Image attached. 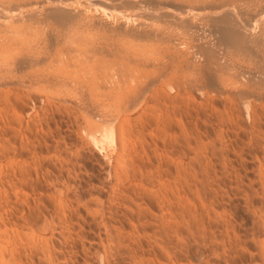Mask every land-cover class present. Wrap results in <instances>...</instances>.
Listing matches in <instances>:
<instances>
[{
  "label": "rangeland",
  "instance_id": "1",
  "mask_svg": "<svg viewBox=\"0 0 264 264\" xmlns=\"http://www.w3.org/2000/svg\"><path fill=\"white\" fill-rule=\"evenodd\" d=\"M0 36V264H264V0H0Z\"/></svg>",
  "mask_w": 264,
  "mask_h": 264
},
{
  "label": "bare ground",
  "instance_id": "2",
  "mask_svg": "<svg viewBox=\"0 0 264 264\" xmlns=\"http://www.w3.org/2000/svg\"><path fill=\"white\" fill-rule=\"evenodd\" d=\"M102 23H103V22H102ZM128 23H129V22H128ZM130 23H131V22H130ZM133 23H134V22H133ZM135 23H136V22H135ZM141 23H142V22H141ZM100 24H101V23H100ZM112 24H113V23H112ZM116 24H118V23H116ZM131 24H132V23H131ZM102 25H103V24H102ZM104 25H105V24H104ZM128 25H129V24H128ZM138 25H139V24H138ZM148 25H149V24H148ZM112 26H113V25H112ZM141 26H142V24H141ZM143 26H145L144 23H143ZM143 26H142V27H143ZM128 27H130V26H128ZM135 27H136V26H135ZM142 27H140V29H143ZM154 27H155V26H154ZM156 27H157V26H156ZM158 27H159V26H158ZM115 28H116V27H115ZM148 28H149V27H148ZM162 29H165V28H162ZM166 29H167V28H166ZM145 30H146V29H145ZM156 30H157V29H156ZM158 30H159V29H158ZM126 31H127V33H132V34H133V32H139V33H141V31H143V30L139 31V29H136V28L133 27V29H128V30H126ZM146 31H147V33H145V34L148 36V32H150V31H152V30L149 31V30L147 29ZM154 31H155V30H154ZM164 31H165V30H164ZM168 31H169V30H168ZM155 32H156V31H155ZM6 33H7V32H6ZM142 33H143V32H142ZM152 33H153V31H152ZM152 33H151V34H152ZM161 33L163 34V32H161ZM161 33H160V34H161ZM170 33H171V32H170ZM154 34H155V33H154ZM154 34H152V36H153ZM156 34H157V33H156ZM158 34H159V33H158ZM171 34H172V33H171ZM136 35H137V34H136ZM163 35H164V34H163ZM166 35H167V34H166ZM166 35H165V36H166ZM156 36H157V35H156ZM156 36H155V37H156ZM0 37H1V36H0ZM170 37H171V36H170ZM170 37H169V38H170ZM133 38H134V37H133ZM159 38H160V36H159ZM162 38H163V37H162ZM0 39H1V38H0ZM148 39H149V38H148ZM166 39H167V38H166ZM174 43H175V42H174ZM171 44H172V43H171ZM109 45H110V44H109ZM173 45H174V44H173ZM110 46H111V45H110ZM112 47H113V46H112ZM112 47H110V48H111V51H112ZM93 48H94V47H93ZM101 48H102V47L100 46V49H101ZM115 48H116V47H115ZM86 49H87V48H86ZM104 49H106V46H105ZM83 50H84V49H83ZM92 50H93V49H92ZM92 50H91V51H92ZM97 50H99V49H97ZM80 51H81V50H80ZM104 51H105V50H104ZM99 52H100V51H99ZM105 52L107 53V49H106ZM81 53H82V52H81ZM89 53H91V52L89 51ZM101 53H102V52H101ZM106 53H105V54H106ZM95 54H96V52H95ZM80 55H81V54H80ZM85 55H86V54H85ZM92 55H93V54H92ZM97 55H98V53H97ZM83 56H84V55H83ZM86 56H87V55H86ZM109 56H111V55H109ZM79 57H81V56H79ZM89 57H90V56H89ZM96 57H97V56H96ZM98 57H99V56H98ZM84 58H85V57H84ZM182 58H183V57H182ZM89 59H90V58H89ZM102 59H103V58H102ZM104 59H105V58H104ZM82 60H83V59H82ZM87 60H88V59H87ZM84 62H85V61H84ZM102 62H103V61H102ZM78 63H79V62H78ZM72 66H73V65H72ZM82 68H83V67H82ZM77 77H78V76H77ZM82 78H83V76H82ZM82 78L79 77V79H82ZM84 79H87V78H84ZM89 80H90V79H88V81H89ZM78 81H79V80H78ZM82 81H83V79H82ZM84 82H85V80H84ZM105 82H106V79H105V78H102L101 82L98 80V81H96L95 85H96L98 88H100L101 86L106 87ZM81 83H83V82H81ZM85 83H86V82H85ZM115 83H116V82H115ZM118 85H119V84H118ZM117 87H118V86H117ZM119 87H121V86H119ZM111 88H113V87L111 86ZM111 88H110V89H111ZM115 88H116V87H115ZM121 90H122V89H121ZM110 95H111V93H110ZM114 97H115V96H114ZM100 102H101V101H100ZM141 102H143V99H142V101H140L139 105L142 104ZM135 103H136V102H135ZM102 105H103V104H102ZM102 105H101V106H102ZM99 106H100V105H99ZM101 106H100V108H101ZM103 106H104V105H103ZM106 106H107V105H106ZM101 111H103V110H101ZM105 112H106V111H105ZM105 112L103 111L102 114L105 115ZM107 112H108V111H107ZM96 113H97V112H96ZM96 113H95V114H96ZM87 114H88V113H87ZM111 114H112V113H111ZM85 115H86V114H85ZM90 115H91V114H90ZM109 115H110V113H109ZM109 115H107V113H106V116H109ZM118 115H119V114H118ZM91 116H92V115H91ZM96 116H97V115H96ZM110 116H111V115H110ZM110 116H109V117H110ZM119 116H120V115H119ZM86 117H87V116H86ZM97 117H98V116H97ZM109 117H108V118L106 117L107 120H106V119H105V120L103 119L105 124H106V122H109V120H108ZM111 117H113V116H111ZM87 119H88V118H87ZM98 119H99V118H97V120H98ZM116 119H117V118H116ZM116 119H115V121H116ZM100 120H101V119H100ZM100 120H99V121H100ZM110 121H112V119H111ZM101 122L103 123V121H101ZM101 122H100V123H99V122L96 123L95 121H94V122L92 121V122L90 123V125H91V126H90V127H91L90 129H91V132H92V133H94V130H95V131H101V130L103 129L102 126H105V125H102ZM109 124H110V123H109ZM110 125H112V124H110ZM113 127H114V126H113ZM101 128H102V129H101ZM105 128H106V127H105ZM111 129H112V127H111ZM97 133H98V132H97ZM97 133H94V134H97ZM89 135H91V133H90ZM92 136H93V134H92ZM94 136H97V135H94ZM102 136H104V135H102ZM90 137H91V136H90ZM97 137H98V136H97ZM97 137H96V138H97ZM93 139H95V138H93ZM0 259H1V258H0Z\"/></svg>",
  "mask_w": 264,
  "mask_h": 264
}]
</instances>
